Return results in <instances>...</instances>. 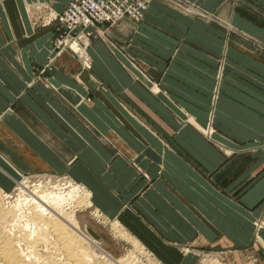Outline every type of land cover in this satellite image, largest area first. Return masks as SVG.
Wrapping results in <instances>:
<instances>
[{"label": "crops", "instance_id": "crops-1", "mask_svg": "<svg viewBox=\"0 0 264 264\" xmlns=\"http://www.w3.org/2000/svg\"><path fill=\"white\" fill-rule=\"evenodd\" d=\"M68 1L0 0V184L13 185L18 171L68 169L112 215L138 193L143 169L154 183L134 199L128 216L160 258L182 257L171 242L253 240V220L264 222V28L239 14L237 0H195L252 37L256 50L249 52L246 42L152 0L140 21L122 17L91 26V67L83 69L67 50L52 58L58 23H39ZM147 47L158 56L140 53ZM224 47L220 77L214 55ZM48 57L53 68L35 79ZM60 85L90 97L88 112ZM72 109L122 153L112 154ZM25 110L42 120L46 133L23 120ZM208 124L232 151L198 132ZM159 129L172 135L171 143L164 144ZM54 134L79 155L61 158L48 140ZM256 235L264 244V226Z\"/></svg>", "mask_w": 264, "mask_h": 264}, {"label": "rangeland", "instance_id": "rangeland-1", "mask_svg": "<svg viewBox=\"0 0 264 264\" xmlns=\"http://www.w3.org/2000/svg\"><path fill=\"white\" fill-rule=\"evenodd\" d=\"M152 1V0H150ZM149 1V3H150ZM163 3L171 7L172 9L176 10L177 12L189 17V18H198L205 22L206 24L214 27L215 29H218L219 31L226 34V36L232 37V40L238 42H246L247 44V51L254 52L255 46H254V39L250 37L249 35H242L239 34V31H236V27L233 26L227 18L222 17L219 15L216 11L208 10L204 6H202L201 3L195 1V0H161ZM239 2L237 6V11H239V14L242 15L245 19L249 20L250 22H253L260 27L264 28V2L256 1V0H237ZM148 3V4H149ZM45 4V3H41ZM147 4V6H148ZM142 12L141 17L138 19H133L128 16H122V17H128L132 21H140L143 16L144 12L147 8ZM52 12V13H51ZM60 11H52L50 10V16L48 18H42L39 17V23L40 24H51L52 22L56 21L58 23V29L57 34L55 35L52 46L53 50L55 52L60 51L62 48H64V45L57 44V37L61 35V24L55 19V16ZM120 17L119 19H121ZM119 19H117L115 22H117ZM115 22L108 23L106 22L105 25H111ZM100 24V23H98ZM103 33L97 31V35H102ZM94 33L89 36L88 43L84 46L86 48V56H88V45L90 44L91 40L94 38ZM105 39L106 35H102ZM186 36V35H185ZM183 36V41L189 42V39L187 37ZM83 46V45H82ZM146 48V47H145ZM143 48L140 53L143 51L147 52L151 56H158L157 52L155 51H148L147 49ZM200 48V47H199ZM264 55V48L260 51ZM74 54V53H73ZM76 55V54H74ZM78 56V55H76ZM148 57V55H145ZM171 56V55H169ZM89 57V56H88ZM214 57L217 59V66L216 69L219 72V76L221 77V74L223 73V63L225 61L226 55V48L224 47L218 55H214ZM81 61V67L83 69H87L84 64V57H79ZM90 59V57H89ZM90 66H91V60H89ZM53 68L52 58L48 57L47 61L45 63L44 69H37L34 72V78L41 79L44 75V70H51ZM90 69V67H88ZM138 74L142 76V73L138 70H136ZM219 77V78H220ZM218 78V79H219ZM138 80L141 81V79L138 78ZM61 93H63V89H69L66 88L63 85H60ZM72 93L76 99L75 105L79 107L83 112H88L86 110H89V106L86 101H89L88 98L82 96L81 93L76 91L75 89L72 90ZM65 96V94L63 93ZM72 112L78 116L80 121L93 133V135L114 155H120L122 153L120 147L104 132L97 129L86 117L79 114L76 110L72 109ZM23 120L27 122H33V123H39L40 132L46 133V129H44L43 124H41L42 120L38 118L37 115L32 114L29 110L24 111L23 113ZM184 119L192 120V116L186 114L184 116ZM153 125H155L152 122ZM161 132L162 139L164 140V144L168 145L171 143L172 135H169L167 130L159 129ZM203 130V131H202ZM198 132L207 140L213 142L215 144V147L220 149L224 153H229L232 151L231 149L228 151V148L224 146L223 143L217 141L214 139V135L212 134L213 130L208 124L205 128L198 129ZM215 133H219L220 131L215 130ZM174 134V132H173ZM49 142L52 143V146L55 149V152L63 159H71L75 155H79L78 152H75L73 147L69 146L67 143L61 140L56 134L51 136L49 139ZM252 149V148H251ZM247 149V151L251 150ZM0 162H2V159L0 157ZM140 172V180L145 179L144 183L141 185L140 190L134 197L131 199L123 201L121 208L118 209V211H115L116 213L110 215L99 208L94 202L93 195L90 193V189L88 190L83 184H80L83 186V191L88 192L90 196L93 199V202L89 204H85L84 201L85 198L81 200L80 203H77L75 201H72L71 204H67L65 206V211L73 213L77 220V225L80 230L84 232V235H86V238L89 239L91 242L94 243V245H87L85 239L80 241V247L83 248L84 251H87L89 255L92 256L93 264H110L106 259L102 257V253L106 252L113 258H123L125 262H128L130 264H264V244L262 241L259 240L260 237H257L256 230L260 229L264 226L263 220L259 217L255 218L253 220V240L246 241V242H229V243H222V242H209V241H203V242H171L168 243L174 248L178 249L180 253H182V257L176 258L173 256L169 259H163L160 258L153 249L148 245L146 241L142 240V230L134 228L135 225H133V220L128 216V211L132 210L133 208V201L136 197L140 196V193L153 185L154 179L152 177H149L148 174L143 169H138ZM14 177L16 178L14 180L13 185L9 184L7 188H4L3 185L0 184V205L3 207L4 211L11 207V204H13L17 197L20 194V190L18 187L21 186H27L29 190L33 189L34 187L38 186L41 188V190L48 188V190L51 189H60L61 191L64 188V191H68L70 185L74 183H78L75 180H77L75 177H72L68 169L60 170L58 168H51L50 170L43 169V170H30L16 173ZM1 178V176H0ZM24 183V184H23ZM105 183V182H104ZM23 184V185H21ZM106 184V183H105ZM42 185V186H39ZM107 185V184H106ZM56 186V187H55ZM85 188V189H84ZM111 190V189H108ZM27 193L28 191L25 190ZM82 193V192H81ZM5 195L6 197H4ZM3 198V199H2ZM75 202V203H74ZM73 203V204H72ZM2 204H5L4 206ZM9 206V207H8ZM5 207V208H4ZM7 207V208H6ZM101 209V210H100ZM23 218L22 215L17 218L16 223L11 221V217L6 216L5 219L0 216V248L5 245V243H10L11 247L15 248H21V251H19L21 254L25 255V253H29L31 251L32 246L35 244V248L33 247L34 255L37 254V264H64V261H68V257L63 255L62 252L58 250L55 246L52 247L55 243V238L51 235H49L48 242L43 241L44 243L37 241L34 245L32 243V239L30 241L29 237H31V233H28L30 230L22 228V225L24 227V219H26L27 211L23 207L22 209ZM1 214V212H0ZM25 216V217H24ZM8 218V219H7ZM20 218V220H18ZM4 219V221H3ZM255 221V223H254ZM260 223V224H259ZM10 224V225H9ZM19 224V225H17ZM90 226L99 237L95 238L87 229L86 227ZM116 229H120L123 237H120L116 234ZM138 233L139 235H137ZM26 233V234H23ZM29 237H27L28 235ZM26 237H24L23 235ZM16 235V236H15ZM21 241H18V237ZM20 235L23 237H20ZM126 235V236H125ZM22 238V239H21ZM258 238V239H257ZM24 239V240H23ZM30 241V242H25ZM17 240V241H15ZM13 241V242H12ZM151 243L155 244V242L150 241ZM17 244V245H16ZM32 244V246L30 245ZM13 247V248H14ZM27 248V249H26ZM28 255V254H27ZM26 256V255H25ZM36 256V255H35ZM181 256V254H180ZM133 259V261H132ZM35 260V261H36ZM107 261V262H106ZM39 262V263H38ZM0 264H10L8 260L3 256L2 250L0 249Z\"/></svg>", "mask_w": 264, "mask_h": 264}, {"label": "bare ground", "instance_id": "bare-ground-1", "mask_svg": "<svg viewBox=\"0 0 264 264\" xmlns=\"http://www.w3.org/2000/svg\"><path fill=\"white\" fill-rule=\"evenodd\" d=\"M80 40L89 41V37L84 33V31H81L79 33V39L74 38L67 42L70 48L64 47L60 51L57 52L54 51L52 58L60 54L62 51L67 50L71 54L74 53L78 55V57H82V58L84 57V61H85V57L88 56H86V48H84L80 44ZM84 64L86 68L91 67L89 61L87 63L84 62ZM63 93L67 98L71 99L74 103L77 102L72 93V90L63 89ZM18 188L20 190V194L17 197L16 201L13 204H11L10 208L4 211L3 207L0 205V212H1L0 216H2V218L4 219L6 216L8 217L10 216L11 221L16 223L18 222L17 218L20 217V215H22L21 218H23L22 209L24 207L27 211V214L25 213L26 217L25 216L24 217L26 219H24L25 223H24V227L22 225V228H24L23 231H25V229L30 230L28 233H31V235L29 234L31 237H29L28 233H27L28 235L27 237H29V239L30 238L32 239L33 245L37 241L39 242L42 241V243H44L43 241L48 242L49 240L47 237L51 235L56 240L54 245H52V247L55 246L56 248H58L60 252L63 253L64 257L65 255L68 257V261L67 260L66 262L64 261V264H93V261L91 259L92 256L89 255L87 251H84L79 244L80 241L84 239L87 245L89 244L94 245V243L91 242L89 239H87L86 235H84V232L78 228L77 225L78 222L75 216L73 215V213L70 212L68 213L65 211L66 210L65 206H67V204H71L72 201L80 203L81 200L85 198L84 200L86 202L85 204H87L88 206L93 202V199L90 196V194L88 192L83 191V186H81L79 183H74L70 185L69 190L66 192L64 191V188L61 191V187H59L60 189L57 188V189L48 190V188H46L44 190L43 189L41 190L40 187L36 186L33 189L29 190L27 186L23 185ZM25 190H27L28 192L26 193ZM3 196L6 197L5 195ZM82 196L84 197L81 198ZM2 205L4 206L5 204ZM18 220H20V218ZM115 232L120 237L124 236L120 229H116ZM23 236L26 237L25 235ZM20 237L22 236L20 235ZM94 237L97 238L96 236ZM17 239L18 241L17 240L15 241L17 242L21 241L19 237ZM9 241L10 240H8V242ZM27 241L25 239V242ZM8 242L5 243V245H3L0 249L2 250L3 256L6 258V260H8L10 264H37L36 262L39 259L36 258L37 254H35L36 255L35 256L32 249L36 244L34 246L30 244L32 246L30 247L31 251L27 253L28 255L25 253L26 255L25 256L21 254L23 253L21 251V248L20 249L15 248L14 246L13 248L10 246L11 242L10 243ZM19 251H21V253ZM102 257L106 259L108 263L110 262V264H129L128 262H125L123 258H113L106 252L102 253Z\"/></svg>", "mask_w": 264, "mask_h": 264}, {"label": "built area", "instance_id": "built-area-1", "mask_svg": "<svg viewBox=\"0 0 264 264\" xmlns=\"http://www.w3.org/2000/svg\"><path fill=\"white\" fill-rule=\"evenodd\" d=\"M150 0H69L64 9L55 19L61 24V35L57 37V44L69 47L67 42L74 38L79 39V33L89 37L92 34L91 26L115 22L122 16L133 19L141 17L143 10ZM87 41L80 40L83 47ZM70 48V47H69ZM85 57V63L89 61ZM89 66V64H88Z\"/></svg>", "mask_w": 264, "mask_h": 264}, {"label": "water", "instance_id": "water-1", "mask_svg": "<svg viewBox=\"0 0 264 264\" xmlns=\"http://www.w3.org/2000/svg\"><path fill=\"white\" fill-rule=\"evenodd\" d=\"M86 229L94 236L99 237L98 234L90 226L87 225Z\"/></svg>", "mask_w": 264, "mask_h": 264}]
</instances>
